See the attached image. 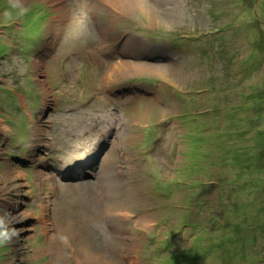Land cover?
Returning <instances> with one entry per match:
<instances>
[{
    "label": "rangeland",
    "instance_id": "374dc122",
    "mask_svg": "<svg viewBox=\"0 0 264 264\" xmlns=\"http://www.w3.org/2000/svg\"><path fill=\"white\" fill-rule=\"evenodd\" d=\"M139 1L0 0V264H264V0Z\"/></svg>",
    "mask_w": 264,
    "mask_h": 264
},
{
    "label": "bare ground",
    "instance_id": "6f19581e",
    "mask_svg": "<svg viewBox=\"0 0 264 264\" xmlns=\"http://www.w3.org/2000/svg\"><path fill=\"white\" fill-rule=\"evenodd\" d=\"M105 1L108 2L107 5L111 6V7H115L114 5L120 6V4H123V7L122 8L120 7V9L123 11H128L131 8H140L146 14L148 19L153 23L157 18L156 13H154V11L149 6H145L142 3L144 1H139V0H105ZM158 1H161V0H158ZM111 10L114 11L113 9H111ZM114 12H116V11H114ZM162 13L165 14L166 12H162ZM168 22L171 23L172 21L168 20ZM130 68H131V65L127 61H120L117 64H111V65H109V67L107 69L106 77H109L110 73H112L113 71H117L120 73H127V71L130 70ZM132 68H134L136 70H150L152 67L147 66V65H143L140 63H135ZM87 162L88 161H86V163ZM37 174L39 175L40 173H37ZM13 217H15V215ZM24 217H25V214H22V216H19L17 218L22 219ZM17 218H14V219L16 220ZM55 236H56V233H51L49 236H47V238L52 240V242H53L54 241L53 239H55ZM51 244L55 249L50 247L47 250L49 251L51 257H53V256L55 257L58 253V248H57V245H55V243H51ZM53 262L58 263V261L56 259H54L52 261V263Z\"/></svg>",
    "mask_w": 264,
    "mask_h": 264
},
{
    "label": "clouds",
    "instance_id": "9594fccd",
    "mask_svg": "<svg viewBox=\"0 0 264 264\" xmlns=\"http://www.w3.org/2000/svg\"><path fill=\"white\" fill-rule=\"evenodd\" d=\"M9 7L11 9H13L15 11L16 15H18V16H23L27 12V9L25 7H23L21 4L15 2V0H12V2H10Z\"/></svg>",
    "mask_w": 264,
    "mask_h": 264
}]
</instances>
